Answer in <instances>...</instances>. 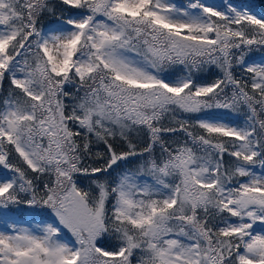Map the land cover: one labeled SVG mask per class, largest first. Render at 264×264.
<instances>
[{
    "label": "snow or ice",
    "instance_id": "obj_1",
    "mask_svg": "<svg viewBox=\"0 0 264 264\" xmlns=\"http://www.w3.org/2000/svg\"><path fill=\"white\" fill-rule=\"evenodd\" d=\"M60 4L0 0V264H264V14Z\"/></svg>",
    "mask_w": 264,
    "mask_h": 264
},
{
    "label": "trees",
    "instance_id": "obj_2",
    "mask_svg": "<svg viewBox=\"0 0 264 264\" xmlns=\"http://www.w3.org/2000/svg\"><path fill=\"white\" fill-rule=\"evenodd\" d=\"M229 1L231 3H233L234 5H237L240 7H247L252 12L256 13L257 15L264 14V0H229ZM50 3L54 9V14L44 15L40 21L39 26H41V27L46 26L48 23L55 22V21L59 20L61 17H65V16L71 14L69 11L64 9L63 5L60 4V0H50ZM74 11H76V10H72V12H74ZM246 59L248 60V62H264V51L259 50V49H255L250 54L249 57H246ZM219 74H220L219 70L216 69L215 67H213L210 72L202 73L200 75H201L202 79L207 80V81H211L212 79H215ZM234 74L237 76V78H241L244 75L242 73V70L239 67H237L235 69ZM8 87H9V82L5 81L3 84V88L7 89ZM207 115H217L220 117H227V118L232 117L231 113L228 110H223V109L211 110V111L207 112ZM242 118L243 117L241 115V119ZM180 135H181V137L183 136L182 133ZM93 150L94 151H96V150L103 151V148H102V146H97V147H94ZM124 167H132V166L127 165V164H122L121 169ZM121 169H117V172H119ZM0 174H6L5 170L2 167H0ZM84 183H87V181H84ZM27 217H31V214L26 209L19 214V219L27 218ZM134 264H135V262H134Z\"/></svg>",
    "mask_w": 264,
    "mask_h": 264
},
{
    "label": "rangeland",
    "instance_id": "obj_3",
    "mask_svg": "<svg viewBox=\"0 0 264 264\" xmlns=\"http://www.w3.org/2000/svg\"><path fill=\"white\" fill-rule=\"evenodd\" d=\"M184 2H186V0H177V3H184ZM215 2L216 3H223L224 2V0H215ZM227 2L228 3H231L229 0H227ZM231 4H233V3H231ZM234 5V4H233ZM235 6H237V5H235ZM238 8H247V7H240V6H237ZM248 10H250L249 8H247ZM251 11V10H250ZM62 18L63 17H61L59 20H57V21H55V22H51V23H48L46 26H44V28H47L49 25H51V24H55L56 22H58V21H60V20H62ZM249 63H260V62H249ZM215 114V113H214ZM202 116H205L206 118H211V119H220V118H222V119H225V120H228V119H231L232 117H220V116H217V115H207V113H202L201 114ZM20 221H21V223L22 224H24V225H28L29 223H32V224H34L35 223V221H33L32 219H31V217H27V218H22V219H20ZM254 227H256V229H257V231H260L261 230V225L259 224V222L257 223V225L256 226H254ZM135 262V261H134Z\"/></svg>",
    "mask_w": 264,
    "mask_h": 264
}]
</instances>
